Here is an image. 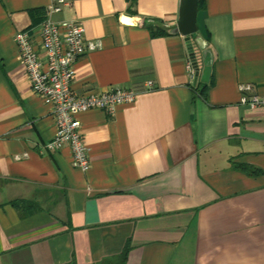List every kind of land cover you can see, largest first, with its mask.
<instances>
[{"label":"crops","instance_id":"0c3cea01","mask_svg":"<svg viewBox=\"0 0 264 264\" xmlns=\"http://www.w3.org/2000/svg\"><path fill=\"white\" fill-rule=\"evenodd\" d=\"M88 52L72 91H137L116 115L77 118L91 169L72 166L14 42L49 0H0V264H264V0H204L189 75L182 0H68ZM198 40L207 46L202 50ZM152 87L149 88L148 84ZM205 89L203 95L194 87Z\"/></svg>","mask_w":264,"mask_h":264},{"label":"built area","instance_id":"2783aa9c","mask_svg":"<svg viewBox=\"0 0 264 264\" xmlns=\"http://www.w3.org/2000/svg\"><path fill=\"white\" fill-rule=\"evenodd\" d=\"M49 1L45 20L38 27L42 53L36 50L35 38L30 31L18 32L14 42L34 94L52 108L57 131L51 142L44 146L46 151L55 153L69 147L73 168L86 173L91 169L90 150L84 142L82 124L77 117L91 110H101L114 116L120 106L135 102L139 93L123 88H110L84 96L73 93L74 65L88 52L100 51L102 44L85 40V30L79 22H57L53 19V16L71 6L70 1ZM191 61L189 55L187 70L193 77L197 70ZM148 87L151 88L152 84L149 83ZM239 90L242 93L241 104L264 112V96L256 93L254 86L240 85Z\"/></svg>","mask_w":264,"mask_h":264},{"label":"water","instance_id":"95a60500","mask_svg":"<svg viewBox=\"0 0 264 264\" xmlns=\"http://www.w3.org/2000/svg\"><path fill=\"white\" fill-rule=\"evenodd\" d=\"M199 8V0H182V6L180 8V19L177 22L176 33H179L181 36L185 38V43L189 52V55L192 59L194 68L197 70V78L198 79V71H199V64L197 62L196 52L194 47V37L198 33L197 27V14ZM200 44L202 50H205V46L207 44L203 40L197 41Z\"/></svg>","mask_w":264,"mask_h":264},{"label":"trees","instance_id":"16d2710c","mask_svg":"<svg viewBox=\"0 0 264 264\" xmlns=\"http://www.w3.org/2000/svg\"><path fill=\"white\" fill-rule=\"evenodd\" d=\"M202 3H204V0H199V8H200V6L202 5ZM198 87H199V85H197L196 87H194L195 90H196V91H200V94L203 95V94L205 93V89H206V88L200 90V88H198ZM128 251H129V250L126 249L125 252H124V253L122 254V256L120 257V258H121V262H120V263L124 264L123 262L126 261V259H127ZM71 264H76V262H73V263H71Z\"/></svg>","mask_w":264,"mask_h":264}]
</instances>
